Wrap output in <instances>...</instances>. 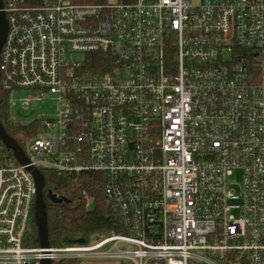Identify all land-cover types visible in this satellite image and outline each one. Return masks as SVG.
Here are the masks:
<instances>
[{
	"label": "built area",
	"instance_id": "built-area-1",
	"mask_svg": "<svg viewBox=\"0 0 264 264\" xmlns=\"http://www.w3.org/2000/svg\"><path fill=\"white\" fill-rule=\"evenodd\" d=\"M4 12L0 87L28 92L26 112L55 105L35 118L31 165L102 173L120 232L26 246L36 182L0 148V264H264V0H4Z\"/></svg>",
	"mask_w": 264,
	"mask_h": 264
},
{
	"label": "trees",
	"instance_id": "trees-1",
	"mask_svg": "<svg viewBox=\"0 0 264 264\" xmlns=\"http://www.w3.org/2000/svg\"><path fill=\"white\" fill-rule=\"evenodd\" d=\"M52 0H21L24 7L38 8ZM132 1V0H125ZM79 6L101 5L108 0H73ZM104 61L103 55L93 56ZM102 63V62H101ZM101 63H93L90 69H98ZM11 92L0 87V123L6 133L20 147L27 151V145L42 129V121H14L11 116ZM0 148L6 151L15 163L13 153L0 140ZM45 179L44 202L48 216L49 243L53 248L69 246L67 240L84 239L87 244L101 240L112 233H119L118 222L113 218L105 197V176L102 173L82 171L79 173H59L41 169ZM52 193L57 198L68 201L53 203L48 197ZM26 246L40 247L38 227L33 210ZM53 264H81V261L68 259L54 261Z\"/></svg>",
	"mask_w": 264,
	"mask_h": 264
},
{
	"label": "water",
	"instance_id": "water-1",
	"mask_svg": "<svg viewBox=\"0 0 264 264\" xmlns=\"http://www.w3.org/2000/svg\"><path fill=\"white\" fill-rule=\"evenodd\" d=\"M7 36H8V21L6 18V14L4 12V0H0V57H1L2 49L6 43ZM0 79H1V71H0ZM0 140L6 146V148L13 153V156L17 160V162L20 165L27 167L28 171L32 173L35 179L36 187H37V196L34 207V213L38 227L40 248L50 249L51 246L49 243L48 216H47L46 204L44 202V187H45L44 176L39 169L31 165V161L28 158L27 154L20 147V145L6 133L1 123H0ZM48 197L55 204L68 202L66 200L57 198L51 192L48 194ZM66 243L68 245H85L87 244V241L84 239L67 240ZM42 264H53V262L47 259V260H43Z\"/></svg>",
	"mask_w": 264,
	"mask_h": 264
},
{
	"label": "rangeland",
	"instance_id": "rangeland-1",
	"mask_svg": "<svg viewBox=\"0 0 264 264\" xmlns=\"http://www.w3.org/2000/svg\"><path fill=\"white\" fill-rule=\"evenodd\" d=\"M110 3H115L118 0H108ZM29 95L28 92H21L14 94L11 97L12 102H16V107L11 109V116L16 118L18 121L28 122L33 121L38 116H42L44 118H53L55 116V105L54 102L51 100L45 102L42 106L34 105L28 112L23 110V106H21L19 99L20 98H27ZM232 182L240 183L241 182V175L240 173H236L234 178L231 180Z\"/></svg>",
	"mask_w": 264,
	"mask_h": 264
},
{
	"label": "crops",
	"instance_id": "crops-1",
	"mask_svg": "<svg viewBox=\"0 0 264 264\" xmlns=\"http://www.w3.org/2000/svg\"><path fill=\"white\" fill-rule=\"evenodd\" d=\"M81 264H127L122 261H114V260H87L81 261Z\"/></svg>",
	"mask_w": 264,
	"mask_h": 264
}]
</instances>
